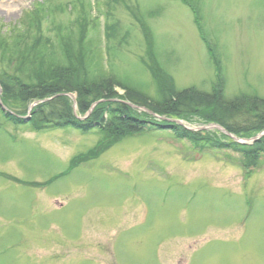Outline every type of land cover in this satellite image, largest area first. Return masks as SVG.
I'll return each mask as SVG.
<instances>
[{"label": "rangeland", "instance_id": "rangeland-1", "mask_svg": "<svg viewBox=\"0 0 264 264\" xmlns=\"http://www.w3.org/2000/svg\"><path fill=\"white\" fill-rule=\"evenodd\" d=\"M192 1L201 32L181 0H111V16L106 0H0V31L7 36L31 13L35 38L56 43L31 44L50 66L85 13L84 45L99 57L78 53L79 35L72 41L84 81L111 74L124 87L118 95L156 97L150 56L177 89L210 92L218 77L227 99H264V0ZM3 67L0 58V74ZM29 118L13 123L0 110V264H264V155L244 169L238 152L199 150L164 128L125 136L72 166L100 134L37 132ZM182 120V130L204 123ZM202 132L225 139L215 126Z\"/></svg>", "mask_w": 264, "mask_h": 264}, {"label": "trees", "instance_id": "trees-1", "mask_svg": "<svg viewBox=\"0 0 264 264\" xmlns=\"http://www.w3.org/2000/svg\"><path fill=\"white\" fill-rule=\"evenodd\" d=\"M181 1L192 10L195 22L201 31V18L195 3L192 0ZM110 3L111 0L106 3L108 9ZM107 13L111 16L109 12ZM76 20L81 21V25L78 26L79 31L74 32L76 36L81 37L80 40L78 37L79 42L75 41L76 36L72 38L71 33L65 37V43L59 41L58 50L61 49L64 54L55 55L52 60H56L57 64L50 66L45 64L46 56L40 54L37 47L31 44L37 38L38 43L42 42L47 47L54 44L52 48H56V43L43 35L35 38L38 24H35V18L31 13L23 14L17 25L11 26L7 36H3L4 33L0 31V58L4 62L3 73L0 74L1 101L12 112V114L5 113L6 118L13 123H22L23 117L28 114L29 104L41 100L30 111L28 120L30 129L40 132L71 127L83 133L95 129L100 134V141L86 158L99 155L125 136L168 128L199 148L206 146L216 149L230 148L238 152L241 165L245 169L257 165L259 158L264 155V135L252 143L235 142L226 135L223 141L212 133L182 130L174 123L156 120L154 114L166 118L217 123L240 138H250L264 130L263 98L257 95L238 94L227 99L224 97L222 82L219 80L210 92L192 86L177 89L173 84H166L165 77L161 73L158 74L159 69L150 56L149 67L153 70L152 75L157 85L156 97L134 93L128 89H125L123 95H118L116 87H124L111 74L103 76L98 74V79L84 81L76 68L75 61L79 63L77 55L71 48L72 41H75L78 53L83 54V57L93 58L95 55L93 58L95 59L99 55L95 46L89 49L84 45L82 28L86 20L85 13ZM108 27L111 37L116 38V25L111 24ZM142 30L146 36L143 26ZM108 37L110 38V35L107 36L106 33V38L109 39ZM46 54L48 55L49 52ZM73 55L75 60L72 59ZM214 62L219 70L216 58ZM67 93H75L76 111ZM96 101L98 102L91 108ZM124 101L143 106L147 110L138 111ZM79 159L83 158L79 157L77 160Z\"/></svg>", "mask_w": 264, "mask_h": 264}, {"label": "water", "instance_id": "water-1", "mask_svg": "<svg viewBox=\"0 0 264 264\" xmlns=\"http://www.w3.org/2000/svg\"><path fill=\"white\" fill-rule=\"evenodd\" d=\"M0 106L4 109V106L1 104V101H0ZM264 133H261V134H259L257 137H259V136H261V135H263Z\"/></svg>", "mask_w": 264, "mask_h": 264}]
</instances>
